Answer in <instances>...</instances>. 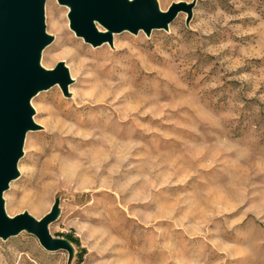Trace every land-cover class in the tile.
<instances>
[{
	"label": "rangeland",
	"instance_id": "rangeland-1",
	"mask_svg": "<svg viewBox=\"0 0 264 264\" xmlns=\"http://www.w3.org/2000/svg\"><path fill=\"white\" fill-rule=\"evenodd\" d=\"M156 2L190 10L94 46L44 1L40 62L74 80L31 99L2 200L11 218L56 210L48 233L71 252L24 230L0 238V264H264V0Z\"/></svg>",
	"mask_w": 264,
	"mask_h": 264
},
{
	"label": "water",
	"instance_id": "water-1",
	"mask_svg": "<svg viewBox=\"0 0 264 264\" xmlns=\"http://www.w3.org/2000/svg\"><path fill=\"white\" fill-rule=\"evenodd\" d=\"M45 0H0V238L8 239L26 230L47 251L71 248L61 239H53L47 225L57 217L52 210L40 220L26 213L6 215L2 194L18 177L17 163L22 157L25 134L36 129L30 99L39 91L59 84L63 92L71 83L68 70L58 63L45 70L40 53L51 41L45 33ZM69 7V27L77 36L94 46L109 38L110 32L166 29L178 11L189 13L190 6L173 4L159 10L156 0H57ZM95 23L108 33L97 32Z\"/></svg>",
	"mask_w": 264,
	"mask_h": 264
},
{
	"label": "bare ground",
	"instance_id": "bare-ground-1",
	"mask_svg": "<svg viewBox=\"0 0 264 264\" xmlns=\"http://www.w3.org/2000/svg\"><path fill=\"white\" fill-rule=\"evenodd\" d=\"M130 2L132 1V0H129ZM96 24V27H97V29L99 30V31H101L99 28H98V23H95ZM100 26V25H99ZM46 33V32H45ZM102 33V32H101ZM42 52V51H41ZM40 55H41V53H40ZM41 59H42V57H41ZM39 62H40V59H39ZM43 64V63H42ZM41 64V62H40V65H41V67L42 68H44L45 70H48V69H46L43 65ZM83 66L84 67H87L88 69L87 70H91V71H95L96 73H95V77H96V80L97 79H100L102 76H104L105 75V71L104 70H102V69H100V67H98V66H96V65H94L92 62H90V63H83ZM66 67V69L68 70V72H69V75H70V79L73 81L74 79H73V77H72V75L74 74V72L68 67V66H65ZM52 70V69H51ZM40 92V91H39ZM37 95V93L33 96V97H35ZM32 97V98H33ZM31 98V99H32ZM31 99H30V106H31V108L35 111V109H34V106H32V102H31ZM88 101H90V99H88V98H83L82 99V104L81 105H79L78 107H77V109L78 110H83V109H85V108H87V107H89L90 105L88 104ZM37 113V112H36ZM60 115H62V116H64V117H66V118H70L71 116L68 114V112H62V113H60ZM33 121H34V118H33ZM35 122V121H34ZM28 132V131H27ZM26 132V133H27ZM26 136V135H25ZM18 170V169H17ZM6 213V212H5ZM7 215V214H6Z\"/></svg>",
	"mask_w": 264,
	"mask_h": 264
},
{
	"label": "trees",
	"instance_id": "trees-1",
	"mask_svg": "<svg viewBox=\"0 0 264 264\" xmlns=\"http://www.w3.org/2000/svg\"><path fill=\"white\" fill-rule=\"evenodd\" d=\"M69 240H71L72 242H74V243L78 244L77 240H76V239H74V238H70V237H69Z\"/></svg>",
	"mask_w": 264,
	"mask_h": 264
}]
</instances>
